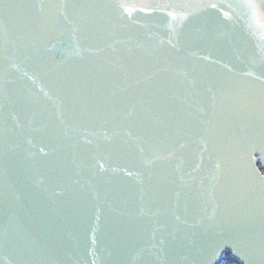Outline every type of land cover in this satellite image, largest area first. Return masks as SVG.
I'll return each mask as SVG.
<instances>
[{
  "label": "water",
  "instance_id": "1",
  "mask_svg": "<svg viewBox=\"0 0 264 264\" xmlns=\"http://www.w3.org/2000/svg\"><path fill=\"white\" fill-rule=\"evenodd\" d=\"M225 243L264 264V0H0V264Z\"/></svg>",
  "mask_w": 264,
  "mask_h": 264
},
{
  "label": "snow or ice",
  "instance_id": "2",
  "mask_svg": "<svg viewBox=\"0 0 264 264\" xmlns=\"http://www.w3.org/2000/svg\"><path fill=\"white\" fill-rule=\"evenodd\" d=\"M230 250V246L228 244H222L220 246H218L215 251L213 252L212 256H213V264H215V261L218 259L223 258L228 251ZM232 251L236 254L239 255L238 252H236L234 249H232Z\"/></svg>",
  "mask_w": 264,
  "mask_h": 264
},
{
  "label": "rangeland",
  "instance_id": "3",
  "mask_svg": "<svg viewBox=\"0 0 264 264\" xmlns=\"http://www.w3.org/2000/svg\"><path fill=\"white\" fill-rule=\"evenodd\" d=\"M219 264H240L238 261L222 260Z\"/></svg>",
  "mask_w": 264,
  "mask_h": 264
},
{
  "label": "trees",
  "instance_id": "4",
  "mask_svg": "<svg viewBox=\"0 0 264 264\" xmlns=\"http://www.w3.org/2000/svg\"><path fill=\"white\" fill-rule=\"evenodd\" d=\"M224 260H230V261H233L232 257L228 254L227 257H225Z\"/></svg>",
  "mask_w": 264,
  "mask_h": 264
}]
</instances>
